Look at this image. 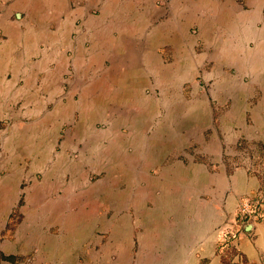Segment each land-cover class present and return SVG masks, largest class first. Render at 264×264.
Listing matches in <instances>:
<instances>
[{"label":"crops","instance_id":"0c3cea01","mask_svg":"<svg viewBox=\"0 0 264 264\" xmlns=\"http://www.w3.org/2000/svg\"><path fill=\"white\" fill-rule=\"evenodd\" d=\"M98 2L95 17L88 11ZM196 2L171 0L165 14V6L155 0H0V114L11 111V94L17 92L13 102L22 103L25 112L27 103L33 104L29 111L35 106V118H48L43 127L52 129L48 139L56 146L45 152L59 155L52 159L55 170L72 173L66 185L59 179L62 172L54 183L63 190L81 191L78 206L68 207L74 219L64 228L65 237L58 234L59 224L51 223L46 227L56 225V231L45 237L38 224L26 235L34 264H79L82 258L111 264L105 232L119 234L126 228L122 219L102 218L101 235L91 237L96 226L91 227L90 216L103 212L130 215L131 220L146 214L150 233L137 242L131 255L136 262L224 264L217 240L228 227L237 231L233 246L245 264H264V204L262 216L250 220L248 230H238L234 223L240 200L258 191L259 176L241 162L232 167L229 162L239 151L240 139L264 144V0L244 6L229 0H213L207 7ZM203 19L214 24L210 36H203L204 45L211 46L213 71L206 75L213 79L212 108H226L217 115L219 130L206 140L199 133L192 143L187 119L202 125L207 118L203 100L187 112L186 102L173 92L202 69L207 52L198 57L191 52L186 25L196 23L201 29ZM171 54L178 55L176 63L165 61ZM89 71L98 78L90 82L77 77ZM83 89L98 96V116L80 130L75 126L86 117L79 96ZM65 103L74 106L59 120L57 108ZM101 122L105 126L98 128ZM109 130L110 137H103ZM90 132L102 137L83 136ZM96 159L107 163L96 162L95 171L102 174L91 182L82 171ZM8 180L0 181L3 213L14 200ZM42 184L39 193L36 189L38 200L48 189ZM62 204L58 210H46L40 203L34 216L59 212ZM121 259L118 254L114 261Z\"/></svg>","mask_w":264,"mask_h":264},{"label":"rangeland","instance_id":"374dc122","mask_svg":"<svg viewBox=\"0 0 264 264\" xmlns=\"http://www.w3.org/2000/svg\"><path fill=\"white\" fill-rule=\"evenodd\" d=\"M105 0H102V2ZM119 0H107L108 3H116ZM121 1V0H120ZM141 1V0H139ZM169 1L171 0H155L156 5L161 4L165 6V14L168 13L169 8ZM213 0H197V4L200 3L203 4L205 7L207 5H210V2ZM228 1V0H227ZM233 5H243L249 4L252 5L257 0H229ZM99 2L96 3V5L90 6V10L88 13L92 16H98L99 13ZM20 16V14H19ZM18 16V17H19ZM161 16V15H160ZM15 17H17L15 15ZM17 17V18H18ZM160 18V17H159ZM163 19L161 17V22ZM158 22V19L156 20V23ZM77 25V23H76ZM80 25V24H79ZM77 25L76 27H78ZM186 28V34L189 38L190 45L189 48L191 52L195 50L197 53V57L200 54V52H207L204 59V64L202 66V69L195 71L194 75H190L188 77L186 83L177 86L175 88V91L173 94L178 95L183 102H186V109L187 112L193 110L196 106V102H200V100H203L204 107L206 109L207 118H204L200 124V122H197L196 120L187 119V129H188V142H192L191 140L195 141V138L199 136V133H202L203 139L206 140L207 136L211 132H215L219 130L217 115L219 111L226 108L225 104L217 109H213V102L210 97L211 92V81L212 78L208 77L211 76L209 74L212 73L213 64L210 60V45L205 46L204 45V37L210 36L212 29L210 27L214 26L213 22L209 19H203L201 20V29L199 28V25L194 23H187ZM260 26V25H258ZM200 31V33H199ZM204 36V37H203ZM85 46H88V42L85 40ZM163 51L162 48H160L158 51ZM184 56L186 57L187 61H189L188 53H185ZM194 56V54H193ZM178 55L171 54V59L165 60L166 62L171 61V64L176 63ZM195 57V56H194ZM49 58V57H48ZM47 58V60H48ZM182 58V55H179V60ZM45 60L46 57H43ZM46 60V61H47ZM79 66V65H78ZM188 66V65H187ZM188 68V67H187ZM227 70V69H226ZM229 70V68H228ZM208 74V76L206 75ZM227 73V72H226ZM232 73V72H230ZM205 75L207 76L205 78ZM13 76L14 73H13ZM77 77L80 80H87L92 81L93 79H97L98 76L93 74L89 71V74L85 73H78ZM84 90V89H83ZM86 89L83 91V93L80 96V100L82 101L81 106L82 110L85 113L84 118H81L78 123L76 124V128L83 130V128H88V125H91L94 120L97 119L98 112L94 109V107L98 104V96L97 99L94 98L95 95H93L94 90ZM149 90V89H148ZM150 92V90H149ZM18 93L13 92L11 94L12 103L10 105L11 111L5 114H0V181L3 180L6 177H9L8 184L13 186L14 193L12 196H14V200L11 202V207L8 212H0V264H34L32 262V255L33 248L28 242H26V238L29 234V232L33 231L32 228H34V224L40 225L41 233L40 235L45 237L46 235L53 233V231L56 228V225H58L59 230L58 234H63V237L67 235V231L64 228L69 229L70 224L73 219L74 215L72 213L68 212V207H76L75 203H77L78 195L81 194V191H74L72 188L71 190H63L62 188L55 185L54 182H56V178L58 176L59 172H62V176L59 177V179H64V184L66 185L70 178L72 177V173L69 171H60L55 170L54 166H52V159H58L59 155H56L54 152L55 150H50L52 152H45L47 147L49 148H55L56 145L54 143H50V140L48 139L50 135L49 128L47 126L43 125L45 124V121H47L48 118L41 119V118H35L33 116L35 111V106L32 107V113H30L29 109H31V106L33 104H28L26 107V112L23 109V104L19 101L13 102V99L17 97ZM40 95V94H39ZM177 97V96H176ZM182 106V103L180 104ZM73 104H67L59 106L57 109L60 114L59 120H64L63 117L66 115V111L68 109L73 108ZM172 106V105H171ZM212 110V111H211ZM36 124L39 125L38 129H36ZM98 128H102L105 126L102 122L100 124L96 125ZM116 126L115 122L111 123V129H113ZM80 132V131H79ZM78 135H82L79 134ZM110 130L109 132H106V134L103 133V137L108 138L110 137ZM191 133V134H190ZM83 136L85 138L90 139H97L101 136L96 135V133L90 132L86 133ZM241 142H239L237 145L238 152L234 153L232 157L234 159H229V162L232 167V165H237L238 163L245 164L248 169L252 170L254 173H256L259 177L262 175L264 176V156H262V150H264V144L261 143H244L243 139H240ZM193 143V142H192ZM111 147L104 148L105 150H109ZM188 153L192 152V148L188 147ZM104 155L106 156V153L104 152ZM73 156V155H72ZM100 157V156H99ZM91 159H95L94 156L91 157ZM242 159V161H241ZM228 160V159H227ZM99 161V163L104 165L105 162L103 159H96L93 162L90 160L89 165H86V172L82 171L83 175L86 176V179L88 181H94L100 177L101 172H96V162ZM1 163L5 164L4 166L1 165ZM234 163V164H233ZM43 164V165H42ZM41 165V166H38ZM53 167V170H52ZM67 169V168H66ZM65 169V170H66ZM72 170L70 167L69 170ZM65 172V175L63 176ZM74 176V175H73ZM260 179V178H259ZM6 180V179H5ZM58 181V180H57ZM63 181V180H61ZM90 182V183H91ZM47 184L48 189L46 192H44L41 200H38L37 196L40 188V184ZM38 184V186H36ZM42 184V185H43ZM64 186V185H63ZM65 187V186H64ZM79 187V186H78ZM38 190L36 191V189ZM260 188V187H259ZM258 188V189H259ZM79 189V188H77ZM100 190L98 191V193ZM102 192V190H101ZM94 193V191H93ZM100 195V194H99ZM102 197L105 199V194L102 195ZM102 197L99 196L100 199ZM60 198L62 200H60ZM100 199L97 198V206L98 203L100 204ZM37 200L39 201L38 204ZM60 201L63 202L62 204L64 207L61 206L59 209V212L57 211H49L47 213L40 214L39 217L34 216V209L39 208L40 203L43 204V208L46 210L53 209V207H56L58 210V207L60 205ZM89 203V198L85 200ZM92 201V200H91ZM94 202V200H93ZM95 203V202H94ZM110 203V202H109ZM2 204V203H1ZM59 204V205H58ZM90 204V203H89ZM21 210V211H20ZM50 213V214H49ZM115 217V218H112ZM112 219L118 220L122 219L123 224L125 223V230L123 232H119L117 234L116 232H105V238L107 247H111L110 249V256L112 257V263L111 264H147L146 262H136L135 257L132 260V253H136L137 250V242L141 237L144 239L145 235H148V223H147V216L145 213H140L138 216H133L132 220L130 218V215H113V214H102L98 213L96 215H91L89 222L91 224V227L96 226V229L92 231L91 237L98 236L100 229V223L99 221L101 219ZM250 220H255L254 218H251L247 220L245 223H249ZM56 224L54 226H48L47 224ZM244 223V224H245ZM61 225V226H60ZM244 227V226H243ZM240 226L238 227L239 230ZM228 227L222 229L221 233L224 230H227ZM112 233V234H111ZM56 234V233H55ZM101 235V234H100ZM22 236V237H21ZM57 236V235H53ZM221 237V234L219 236V239ZM22 238V239H21ZM104 239V238H103ZM89 245V248L92 245V242L87 243ZM127 246V247H126ZM31 249V250H30ZM126 249H130V252H127ZM132 249V250H131ZM121 255V260L123 262H115L117 255ZM222 261L225 264V257L219 252ZM131 257V258H130ZM82 258V253L80 254V260ZM70 258H68L69 260ZM82 258L81 261H79V264H97V263H90L85 262ZM145 260V258H144ZM232 261H236L234 256L231 258ZM83 261V262H82ZM44 264H55V263H44ZM59 264H70V263H63L60 262ZM155 264H161V263H155ZM240 264V261H239Z\"/></svg>","mask_w":264,"mask_h":264},{"label":"trees","instance_id":"16d2710c","mask_svg":"<svg viewBox=\"0 0 264 264\" xmlns=\"http://www.w3.org/2000/svg\"><path fill=\"white\" fill-rule=\"evenodd\" d=\"M238 146V145H237ZM264 151V150H262ZM262 156H264V152H262ZM260 178V188L254 195V199H259L264 203V176L262 175ZM262 209L258 210L255 219H258L262 216L261 213ZM249 220L246 215L240 213L239 208H236L235 212V220L234 223L236 226H240V229L242 228V225ZM217 248L218 251L225 257V264H239V261H232L231 258L235 254H240L232 245L230 242V232L228 230H224L221 233L220 239L217 240ZM240 264H245V260L240 254Z\"/></svg>","mask_w":264,"mask_h":264},{"label":"built area","instance_id":"2783aa9c","mask_svg":"<svg viewBox=\"0 0 264 264\" xmlns=\"http://www.w3.org/2000/svg\"><path fill=\"white\" fill-rule=\"evenodd\" d=\"M255 195V194H254ZM264 203L259 199H254V196L244 198L240 200V203L238 204V208L240 213L246 215L248 219L254 218L257 215L258 210L262 209V205ZM247 223L243 224L245 226ZM230 232V242L233 245V241L237 236V231L232 229H227ZM234 258L236 261H240V254H235Z\"/></svg>","mask_w":264,"mask_h":264},{"label":"water","instance_id":"95a60500","mask_svg":"<svg viewBox=\"0 0 264 264\" xmlns=\"http://www.w3.org/2000/svg\"><path fill=\"white\" fill-rule=\"evenodd\" d=\"M17 17L19 16L18 13L15 14ZM250 227V224L247 223L245 226H244V230H248V228Z\"/></svg>","mask_w":264,"mask_h":264}]
</instances>
